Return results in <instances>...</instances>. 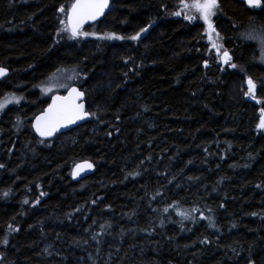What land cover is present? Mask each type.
<instances>
[{
    "label": "trees",
    "instance_id": "1",
    "mask_svg": "<svg viewBox=\"0 0 264 264\" xmlns=\"http://www.w3.org/2000/svg\"><path fill=\"white\" fill-rule=\"evenodd\" d=\"M73 1L0 0V264H264V0H216L227 64L178 15L200 0H111L78 36ZM62 71L92 120L41 142Z\"/></svg>",
    "mask_w": 264,
    "mask_h": 264
},
{
    "label": "water",
    "instance_id": "2",
    "mask_svg": "<svg viewBox=\"0 0 264 264\" xmlns=\"http://www.w3.org/2000/svg\"><path fill=\"white\" fill-rule=\"evenodd\" d=\"M250 7H258L261 0H238ZM111 8V0H75L69 9L67 25L73 35H78L84 27L102 21ZM8 71L0 68V82ZM85 93L72 87L65 95L53 96L51 103L33 123L36 136L42 140H52L56 135L67 133L89 122L92 117L87 112ZM96 171L90 161L76 164L71 170L74 183L92 176Z\"/></svg>",
    "mask_w": 264,
    "mask_h": 264
},
{
    "label": "rangeland",
    "instance_id": "3",
    "mask_svg": "<svg viewBox=\"0 0 264 264\" xmlns=\"http://www.w3.org/2000/svg\"><path fill=\"white\" fill-rule=\"evenodd\" d=\"M216 12V0H200L193 4H183L178 15L186 14L185 19L190 22H201L205 27V40L208 44H211L217 54L222 57L220 59L224 64H227L230 59L227 58L228 55L223 51L222 38L217 33L213 24V14ZM145 35V32L140 33L137 39H141ZM259 41L261 46L263 58H264V33L261 35H251ZM56 75L49 78L50 84L47 86L48 92H64L67 90L76 79V76L70 74L68 71H62ZM21 101L19 98H13L12 96H7L0 100V113L3 114L5 110L14 104H19ZM261 127L264 130V124L261 123Z\"/></svg>",
    "mask_w": 264,
    "mask_h": 264
},
{
    "label": "flooded vegetation",
    "instance_id": "4",
    "mask_svg": "<svg viewBox=\"0 0 264 264\" xmlns=\"http://www.w3.org/2000/svg\"><path fill=\"white\" fill-rule=\"evenodd\" d=\"M5 80V79H4ZM3 81V80H2ZM1 81V82H2ZM63 93H65V92H63ZM37 94H38V104H40L41 106H43V109L48 105V103H49V101H50V98H51V96L49 97V96H47V94L46 93H44L42 90H38L37 91ZM27 101H28V98H27V96H26V102L25 103H27ZM20 105H21V102H20ZM26 105V104H25ZM5 112H6V110H5ZM30 124L32 125V121L30 122Z\"/></svg>",
    "mask_w": 264,
    "mask_h": 264
},
{
    "label": "bare ground",
    "instance_id": "5",
    "mask_svg": "<svg viewBox=\"0 0 264 264\" xmlns=\"http://www.w3.org/2000/svg\"><path fill=\"white\" fill-rule=\"evenodd\" d=\"M2 69H4V68H2ZM5 70H6V69H5ZM7 71H8V70H7ZM8 75H9V71H8ZM8 75H7V77H8ZM7 77H6V78H7ZM6 78H5V79H6Z\"/></svg>",
    "mask_w": 264,
    "mask_h": 264
}]
</instances>
